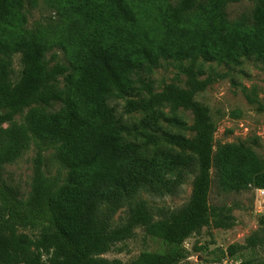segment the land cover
<instances>
[{
    "label": "trees",
    "instance_id": "obj_1",
    "mask_svg": "<svg viewBox=\"0 0 264 264\" xmlns=\"http://www.w3.org/2000/svg\"><path fill=\"white\" fill-rule=\"evenodd\" d=\"M27 1L35 0H0V264H123L102 255L133 238L137 228L175 246L204 227L232 228L231 210L208 204L210 171L215 168L230 191L264 189V160L243 143L213 150L215 128L209 109L194 100L204 87L193 80L192 68L183 69L190 79L187 88L168 85L161 92L139 75L161 60L197 57L231 65L248 57L264 65V0L244 28L230 25L225 11L239 0H178L175 5L159 0L162 4L150 11L152 31L138 25L135 0H58L64 4L59 45L68 61L52 66L45 57L46 35L24 29ZM14 54L22 66L16 81L11 79ZM57 76L64 82L54 90L50 85ZM125 98H132L129 113L161 104L189 110L193 137L161 129L154 114L125 120L110 104ZM25 110L22 122H15ZM140 131L145 141H138ZM159 141L167 145L149 146ZM31 146L33 178L23 202L6 189L1 170ZM50 150L64 172L62 180L43 172L44 153ZM192 172L191 195L180 208L153 211L141 200L132 202L142 190L171 193ZM124 205L126 221L112 227L111 214ZM259 244L255 232L244 246H229L227 254ZM185 260L182 250L143 252L130 264H189ZM238 264H264V258Z\"/></svg>",
    "mask_w": 264,
    "mask_h": 264
},
{
    "label": "rangeland",
    "instance_id": "obj_2",
    "mask_svg": "<svg viewBox=\"0 0 264 264\" xmlns=\"http://www.w3.org/2000/svg\"><path fill=\"white\" fill-rule=\"evenodd\" d=\"M64 2L66 0H63ZM70 1V0H67ZM75 1V0H72ZM178 0H165L175 5ZM259 0H239L226 5L225 11L228 23L232 26L247 27L253 22V11ZM139 6L135 8L138 25L144 30L152 31L154 14L151 7L161 5L159 0H135ZM63 3L58 0H35L34 4L25 2L23 14L25 16L24 29L28 31L40 30L49 40V51L46 60L52 66L56 62L67 64V54L59 45L63 32L62 18ZM39 32V31H38ZM20 55L12 56L11 79L16 81L21 70ZM190 67L194 71V81L203 85V90L196 93L194 100L206 106L214 125L213 135L215 151L218 146L243 143L261 160H264V65L253 58L244 57L238 65L207 62L197 57L185 60L160 61L156 68L149 73H141L142 82L151 81L154 92H161L165 86L175 85L187 88L190 80L183 71ZM63 76H57L51 83V89H60L63 86ZM132 98L118 99L110 102L116 113L129 122H138L147 115L158 117L157 124L161 129L179 133L191 139L193 117L189 110L182 107L173 109L169 104L157 105L149 111L128 112L127 101ZM132 100H138L134 97ZM55 109H58L55 106ZM16 115L14 121L22 122V116ZM6 126V125H5ZM149 133L156 134L154 132ZM138 141H145L144 132L136 135ZM165 146V142H158L153 146ZM171 147L170 145H168ZM175 147V146H173ZM179 151L177 147L173 148ZM52 150L44 153L43 172L48 177H58L61 180L64 172L55 161ZM35 149L31 146L13 163L2 167L1 176L6 189L17 192L16 197L26 202L32 184V169ZM194 172L187 175L181 184L171 193L140 191L132 200H141L153 211L157 209H178L190 198ZM211 184L208 195V204L211 207H227L235 219L230 229H216L204 227L197 234L187 238L182 245L175 246L159 239L147 236L143 229L137 228L134 237L104 255L108 260L118 259L123 264H130L143 252L166 254L182 250L185 261L189 264H238L243 259L261 260L264 258V197L258 195L254 188L233 192L223 187L218 179L216 169L210 171ZM129 208L124 205L111 214L112 227L122 225L128 216ZM106 208L102 207L101 213ZM19 232L34 238L35 232L20 228ZM259 232L262 244L253 249L245 248L235 256L227 254L231 245L244 246L246 239L253 233Z\"/></svg>",
    "mask_w": 264,
    "mask_h": 264
},
{
    "label": "built area",
    "instance_id": "obj_3",
    "mask_svg": "<svg viewBox=\"0 0 264 264\" xmlns=\"http://www.w3.org/2000/svg\"><path fill=\"white\" fill-rule=\"evenodd\" d=\"M256 193L262 197H264V189H256Z\"/></svg>",
    "mask_w": 264,
    "mask_h": 264
}]
</instances>
